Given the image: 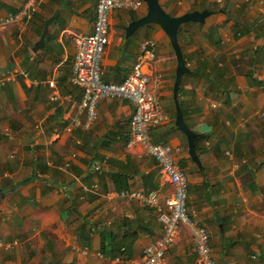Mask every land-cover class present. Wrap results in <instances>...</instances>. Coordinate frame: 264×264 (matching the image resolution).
Segmentation results:
<instances>
[{"label":"crops","instance_id":"crops-1","mask_svg":"<svg viewBox=\"0 0 264 264\" xmlns=\"http://www.w3.org/2000/svg\"><path fill=\"white\" fill-rule=\"evenodd\" d=\"M158 1L171 15L213 10L203 23L188 21L177 31L189 69L177 99L187 126L197 133L200 165L174 122L176 56L168 35L149 23L124 38L128 22L146 13L144 0L137 10L111 14L101 77L121 81L140 43L155 41V55L142 69L169 120L151 127L150 139L174 148L188 180L187 212L208 230L215 263L264 264V5ZM23 2L0 0V17ZM96 3L41 0L30 19L0 29V264H134L162 233L156 208L119 194L155 190L164 207L172 189L141 143L127 145L133 104L103 98L90 128L65 129L81 96L69 82L73 37L91 31ZM52 15L44 46L35 49ZM51 93L58 98L51 100ZM163 264H201L194 229L180 224Z\"/></svg>","mask_w":264,"mask_h":264},{"label":"built area","instance_id":"built-area-1","mask_svg":"<svg viewBox=\"0 0 264 264\" xmlns=\"http://www.w3.org/2000/svg\"><path fill=\"white\" fill-rule=\"evenodd\" d=\"M40 1L24 0L16 11L0 17V29L23 18L30 19ZM260 3L264 5V0H260ZM141 4L142 0H97L91 31L74 34L75 51L69 82L81 90V96L65 129L71 131L74 128H90L97 118L98 103L103 98H121L130 101L133 104V112L129 121L130 137L127 145L141 143L144 150L156 159L166 179L172 185L171 191L162 200L164 207L160 206L159 196L155 190L119 192L123 198L137 199L147 206L156 208L162 223V233L144 247L142 258L134 264H163L165 250L174 243L182 223L194 229V250L199 263L216 264L211 254L208 230L198 224L187 212L188 180L185 171L174 159V148L170 144L154 143L150 139L151 127L169 120L155 86L151 85L149 75L142 69L143 63L155 55V41L147 39L140 43L131 69L121 81H105L101 77V60L108 44L111 14L118 9L137 10ZM14 71L19 72L17 69ZM23 74L26 75L27 72L24 71ZM155 80L158 81L159 77ZM47 84L49 87H54L55 81L50 79ZM57 98V94H50L51 100ZM215 106L216 104L212 103V107ZM94 168L100 170V165L94 163ZM0 246H2L1 241Z\"/></svg>","mask_w":264,"mask_h":264},{"label":"water","instance_id":"water-1","mask_svg":"<svg viewBox=\"0 0 264 264\" xmlns=\"http://www.w3.org/2000/svg\"><path fill=\"white\" fill-rule=\"evenodd\" d=\"M144 1L146 2L147 5L146 13L128 22V24L124 27L125 30L124 38L126 39L136 29L149 23H155L159 25L168 35L171 46L176 56L175 80L173 85V99L175 105L174 122L176 127L180 131H182L186 136L187 148L190 157L192 158L193 161H195L198 165H200V161L196 153L195 143H194L195 138L197 137V133L187 126L183 117L181 107L177 99V90L181 82V77L185 72L189 70L184 62L183 54L180 45L178 43L177 31L182 23L188 21L203 23L205 17L210 14V11L207 9L192 10V11L184 12L180 15H171L162 8L158 0H144ZM53 17L54 15L46 19L40 38L37 41V43H35L34 45L35 49L44 46V37L47 31V27ZM216 222L220 225L221 218L216 216Z\"/></svg>","mask_w":264,"mask_h":264},{"label":"trees","instance_id":"trees-1","mask_svg":"<svg viewBox=\"0 0 264 264\" xmlns=\"http://www.w3.org/2000/svg\"><path fill=\"white\" fill-rule=\"evenodd\" d=\"M207 10H209L210 11V13L211 12H213V10H211V9H209L208 7H205ZM223 10H224V8H222ZM196 149H197V147H195Z\"/></svg>","mask_w":264,"mask_h":264},{"label":"rangeland","instance_id":"rangeland-1","mask_svg":"<svg viewBox=\"0 0 264 264\" xmlns=\"http://www.w3.org/2000/svg\"><path fill=\"white\" fill-rule=\"evenodd\" d=\"M208 18V17H207Z\"/></svg>","mask_w":264,"mask_h":264}]
</instances>
